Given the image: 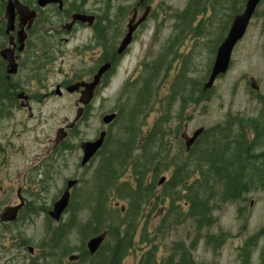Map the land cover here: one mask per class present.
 Listing matches in <instances>:
<instances>
[{
    "label": "rangeland",
    "instance_id": "1",
    "mask_svg": "<svg viewBox=\"0 0 264 264\" xmlns=\"http://www.w3.org/2000/svg\"><path fill=\"white\" fill-rule=\"evenodd\" d=\"M189 2L190 0H155L153 22L144 30L133 53L122 61L108 85L91 101L86 118L78 123L76 131L68 140L73 149L61 153L47 166L44 173L36 176L35 170L31 169L33 154L38 152L32 136L38 134V139H42L43 146H46V140L54 138L61 120L64 117L70 121L74 118V104L78 96L68 95L61 89V97L41 98L40 102L35 103L33 119L25 117V113L14 118L16 122L23 121L22 125L27 127L28 131L17 138L16 135L21 132L23 126L13 127L12 124L15 131L12 136L13 145L16 146L25 140L27 142L24 153L12 155L8 160L10 176L12 180L17 176L21 180L22 175L31 170L32 177L37 180L42 192L39 197L42 208H35L37 212L27 223L14 227L13 236L19 235L20 232L22 238L27 241L23 248L42 247V252L51 249L49 235L46 233V220L41 210L48 207L50 201L58 196L67 180H78V185L72 191L69 207L60 221V226L64 225V234L59 237V250L50 251L46 258L39 252L37 258L41 260L37 264H74L68 262V257L79 255L86 249V242L91 237L83 241L79 228L90 218L92 201H97L96 171L102 158H108L118 140L125 137L138 90L147 78L151 83V103L131 122L137 132L140 129L141 134L151 132L154 126H158V130L164 135L163 142L166 145L163 144L162 147H166L167 159L160 165L164 171L154 180L155 191L159 193L161 187L157 185L158 180L165 177V183L169 182L175 170L174 164L180 163L175 158L182 149L184 150L179 137L183 125H188L187 134L190 135L199 128L208 130L223 124L228 114L246 119H256L260 114L261 105L257 96L264 97V0L258 6L244 38L234 48L228 72L215 81L205 100L197 104H186L181 109L180 98L171 97L172 88L184 83L187 84L185 90L190 89L191 83L202 85L203 78L207 77L211 69L215 48L225 37L233 18H230L231 3L217 1L211 3L203 14L200 13L193 20H189L188 16L183 14ZM86 36L87 33L84 32L72 37L67 44H60L61 50L56 62L49 64L41 80L48 92L54 91L56 85L69 81L72 69H81L88 65V56L85 54L80 57L88 51L82 48L86 43ZM133 72L136 76L128 78ZM249 78L256 80L258 92L250 89ZM110 113H116L118 120L104 127L101 119ZM160 119L165 124H156ZM35 125L37 132H34ZM104 129L107 132L106 138L109 139L101 155L81 167L80 143L94 141ZM154 152L153 149L152 153ZM262 152L264 146L258 153ZM184 154L185 152L181 158H184ZM137 155V151L132 153V157ZM193 158L189 157L191 164ZM255 165L260 166V163ZM154 169L155 166L142 170L147 173L151 182ZM117 171L120 174L119 185L120 182L131 180V170L126 174L122 173L121 169ZM177 192V188H174L173 193ZM169 202L168 198L165 203L156 207L150 206L143 211L133 237L134 248L121 264H137L140 256L154 246L162 260L173 255L175 248L184 246L192 250L190 253L194 264H264V233L259 234L264 231V186L257 185L237 202L214 206L211 214L214 222L210 228L199 226L191 219H180L179 202L176 201L173 208L169 207ZM108 203L115 210L126 206L124 200L115 196L110 198ZM119 212L124 213V210ZM119 212L113 213L120 218ZM118 222L119 220H116L113 223ZM142 229L144 232L141 233ZM219 237L222 242L218 241ZM12 241L18 244L19 239ZM112 242V239L106 238L102 253L111 247ZM22 254L29 256L26 250H22ZM17 255L18 251L14 248L11 264L23 263L17 259Z\"/></svg>",
    "mask_w": 264,
    "mask_h": 264
},
{
    "label": "flooded vegetation",
    "instance_id": "2",
    "mask_svg": "<svg viewBox=\"0 0 264 264\" xmlns=\"http://www.w3.org/2000/svg\"><path fill=\"white\" fill-rule=\"evenodd\" d=\"M154 13L155 0H0V264H11L13 260L11 253L14 248L18 251L17 259L22 261V264L39 263L41 259L37 257L39 252H42V247L23 248L27 241L22 238L20 232L19 235L13 236L14 227L20 223H27V220H31L37 212L35 208H42L39 199L42 192L37 180L32 177L33 172L29 170L22 175L21 180L19 176L15 180L10 176L8 160L12 155L24 153L27 142L25 140L16 146L13 145L12 136L15 131L12 124L13 127L23 126V121L16 122L14 118L25 113V117L33 119L34 105L40 102L41 98L61 97L57 94V86L61 91L76 83H90L100 67L108 64V69L102 74L95 90V95L100 93L108 85L122 61L133 53L144 30L153 22ZM77 15L85 18L73 21ZM84 32L87 36L82 48L88 51L80 57L86 54L88 65L85 68L72 69L69 81L56 85L54 91L48 92V88L43 86L41 80L49 64L56 62L61 50L60 44H67L72 37ZM126 39H129V43L119 52L120 45ZM133 75L136 76L135 72L129 74L128 78H132ZM82 91L83 88H80L72 96H79ZM74 106L78 107L77 101ZM87 111L82 120L86 118ZM77 126L69 130L60 125L56 131L63 128L65 138L54 142V135L53 139L46 140V146H43L42 139H38V134L32 136L38 151L33 154L31 167L35 170L36 176L44 173L47 166L61 153L73 149L68 140ZM187 130L188 125H183L179 135L184 150L185 144L181 140V135L187 134ZM26 131L27 127L23 126L21 132L17 133V138ZM34 132H37L36 125ZM192 134L193 132L187 135L191 137ZM73 189L70 192L68 207ZM64 190L65 187L50 201L48 207L41 210L46 220V233L52 245L50 250L42 252L43 258H46L50 251L59 250V237L64 234V225L60 226L63 216L58 222L49 216ZM13 239L16 241L19 239L18 244L12 241ZM218 240L222 242L220 237ZM22 250H26L29 256L23 255ZM80 254L77 255L76 261L69 263L77 264Z\"/></svg>",
    "mask_w": 264,
    "mask_h": 264
},
{
    "label": "trees",
    "instance_id": "3",
    "mask_svg": "<svg viewBox=\"0 0 264 264\" xmlns=\"http://www.w3.org/2000/svg\"><path fill=\"white\" fill-rule=\"evenodd\" d=\"M217 1L231 3L230 18L239 14L245 3V0H190L183 14L193 20L200 13L203 14L211 3ZM205 79L206 77L203 78L204 81ZM185 85L187 84L171 90V97L180 98L181 109L186 104H197L205 100L207 93L201 91V83H191L188 90H185ZM150 89L151 83L147 78L138 90L125 137L118 140L108 158H102L96 171L97 201H92L90 218L79 228L83 241L89 236L105 232L106 238L112 239L113 244L105 253H102L104 244L94 255L82 252L77 264H121L134 248L133 237L143 211L150 206L156 207L165 203L168 198L170 208H173L176 201L179 202L180 219H191L199 226L210 228L214 222L211 215L214 206L237 202L257 185L264 186V152L258 153L264 146V97L258 95L261 112L256 119L228 114L223 124L206 130L190 152L184 154V158H181L184 153V150H181L175 158L180 163L174 164L175 170L171 180L161 187L160 193L155 191L154 180L164 171L160 165L167 159L166 147H162L163 144L166 145L163 142L164 135L158 130V126H154L151 132L141 134L140 129L137 132L131 122L143 109L149 107ZM117 120L118 116L114 122ZM157 123L165 124L162 119ZM108 139L109 137L105 139L98 156L101 155ZM134 151L138 152L136 157H132ZM190 156L194 157L192 164ZM257 162L260 166L255 165ZM152 166H155L153 182L149 181L147 173L142 171L149 170ZM118 169L124 174L129 172L131 180L120 182L119 185ZM174 188H177V193H173ZM113 196L126 202L124 213L119 212L120 208L115 210L109 206L108 200ZM113 212H119L120 218ZM116 220L119 222L114 224ZM263 233L264 231L259 234ZM244 258L246 259V251ZM137 264H194V261L190 250L181 246L174 249L173 255L162 260L154 246L140 256Z\"/></svg>",
    "mask_w": 264,
    "mask_h": 264
},
{
    "label": "water",
    "instance_id": "4",
    "mask_svg": "<svg viewBox=\"0 0 264 264\" xmlns=\"http://www.w3.org/2000/svg\"><path fill=\"white\" fill-rule=\"evenodd\" d=\"M261 0H246L244 4V9L241 13L235 15L231 21L228 32L225 38L219 44L216 54L211 66V70L206 82L203 84L202 91L207 92L210 91L215 83V81L224 76L230 66L231 55L234 47L237 45L239 41H241L247 31L249 23L253 18L256 8L258 7ZM85 18V16H74V20H81ZM130 34V33H129ZM129 37V35H128ZM129 43V39H126L122 42L119 47V52H121ZM108 69V64H104L100 67L97 74L93 77V80L90 83H76L70 85L66 88V92L68 94L77 93L80 88H83V91L79 93L78 103L82 105V107H78L75 111L74 119L69 122L67 118L62 120V125H65L66 129H73L77 122L82 118L85 109L90 104L92 98L94 97L95 90L99 85L100 78L104 72ZM250 89L254 92L259 91V87L253 78H249L248 80ZM59 87H57V91ZM57 94H60L58 91ZM116 118V114H108L102 117V124L104 126L110 125ZM204 129L200 128L196 130L191 137H188L185 133L181 135L182 140L185 144V151H189L195 140L203 133ZM61 133H64L63 135ZM66 133L63 129H59L55 134V141L58 142L65 138ZM106 136V131H102L99 133L98 138L95 141H85L80 144V151L82 154L80 166L83 167L87 165L95 155L101 150L104 139ZM57 140V141H56ZM165 178L162 177L158 183V185H162ZM77 180H69L66 182L65 190L62 196L57 200L54 204L52 211L49 213V216L55 222H58L61 218L62 214L68 207L70 191L76 186ZM123 210V208L121 209ZM105 233H102L98 236H95L89 239L86 243V249L90 255H94L98 249L101 247L105 240ZM78 259L77 256H70L68 260L70 262L76 261Z\"/></svg>",
    "mask_w": 264,
    "mask_h": 264
}]
</instances>
